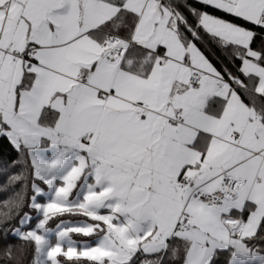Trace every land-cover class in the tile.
Wrapping results in <instances>:
<instances>
[{
  "label": "snow or ice",
  "instance_id": "obj_1",
  "mask_svg": "<svg viewBox=\"0 0 264 264\" xmlns=\"http://www.w3.org/2000/svg\"><path fill=\"white\" fill-rule=\"evenodd\" d=\"M0 142V264H264V0H0Z\"/></svg>",
  "mask_w": 264,
  "mask_h": 264
},
{
  "label": "trees",
  "instance_id": "obj_2",
  "mask_svg": "<svg viewBox=\"0 0 264 264\" xmlns=\"http://www.w3.org/2000/svg\"><path fill=\"white\" fill-rule=\"evenodd\" d=\"M5 155L11 156L14 155V153L11 152V149L6 144L0 142V157H3ZM0 181H2V178H0ZM2 198H3V193H0V199ZM0 243H2V240H0Z\"/></svg>",
  "mask_w": 264,
  "mask_h": 264
}]
</instances>
